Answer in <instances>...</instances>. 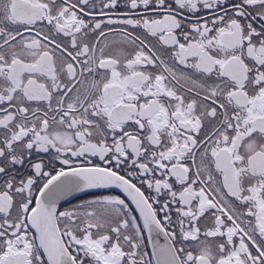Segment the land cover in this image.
Returning a JSON list of instances; mask_svg holds the SVG:
<instances>
[{
  "label": "snow or ice",
  "instance_id": "6c2138e0",
  "mask_svg": "<svg viewBox=\"0 0 264 264\" xmlns=\"http://www.w3.org/2000/svg\"><path fill=\"white\" fill-rule=\"evenodd\" d=\"M0 264H264V0H0Z\"/></svg>",
  "mask_w": 264,
  "mask_h": 264
}]
</instances>
